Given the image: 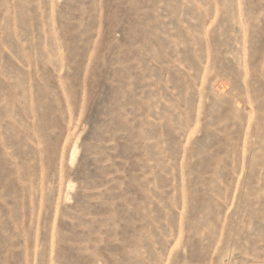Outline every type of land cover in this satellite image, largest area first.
<instances>
[{
    "label": "rangeland",
    "instance_id": "obj_1",
    "mask_svg": "<svg viewBox=\"0 0 264 264\" xmlns=\"http://www.w3.org/2000/svg\"><path fill=\"white\" fill-rule=\"evenodd\" d=\"M0 264H264V0H0Z\"/></svg>",
    "mask_w": 264,
    "mask_h": 264
}]
</instances>
